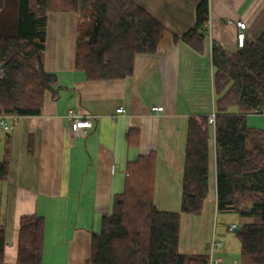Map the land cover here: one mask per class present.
Instances as JSON below:
<instances>
[{
  "label": "crops",
  "instance_id": "0c3cea01",
  "mask_svg": "<svg viewBox=\"0 0 264 264\" xmlns=\"http://www.w3.org/2000/svg\"><path fill=\"white\" fill-rule=\"evenodd\" d=\"M133 1L163 25L164 33L156 52L137 53L133 74L120 79H88L78 70L81 14L49 13L44 66L57 75L59 95L47 93L40 115L21 117L6 134L0 129V157L10 161L9 175L0 182L7 264L17 260L20 218L34 213L45 218L43 263L84 264L93 234L124 190L127 164L153 151L155 202L162 210L180 212L189 119L215 109L213 45L236 51L239 20L247 23L250 39L264 30V0H210L209 31L195 46L183 35L195 25L199 0ZM18 10L19 0H0L1 34L17 33ZM71 108L93 115L88 132L72 131L66 117ZM218 213L213 136L209 193L201 214H182V253L207 251L216 241Z\"/></svg>",
  "mask_w": 264,
  "mask_h": 264
},
{
  "label": "trees",
  "instance_id": "16d2710c",
  "mask_svg": "<svg viewBox=\"0 0 264 264\" xmlns=\"http://www.w3.org/2000/svg\"><path fill=\"white\" fill-rule=\"evenodd\" d=\"M86 4L87 0H19L17 33H0L4 70L0 117L40 115L47 93L59 95L57 75L44 66L50 12L81 14L75 64L88 79L126 78L134 72L137 53L156 52L164 27L135 1L94 0L90 29L83 24ZM209 16L210 0H199L195 25L183 39L201 44L209 31ZM212 62L216 119L214 124L209 122L211 113L189 119L181 211L157 206L156 153L141 155L127 164L124 190L115 195L110 214L103 216L100 231L93 234L91 254L84 264H209V248L199 254L182 253L180 236L182 214L199 215L204 209L213 136L218 212L253 219L236 231L241 260L264 264V130L248 125L249 114L264 113V30L258 37H246L234 52L214 44ZM70 110L93 116L73 108L67 114ZM67 119L72 127L73 121ZM9 165L8 157H0V182L8 177ZM44 238L45 218L37 213L22 216L14 264H44ZM6 241L0 225V264H7Z\"/></svg>",
  "mask_w": 264,
  "mask_h": 264
},
{
  "label": "rangeland",
  "instance_id": "374dc122",
  "mask_svg": "<svg viewBox=\"0 0 264 264\" xmlns=\"http://www.w3.org/2000/svg\"><path fill=\"white\" fill-rule=\"evenodd\" d=\"M93 1L87 0L86 10L82 13L83 24L86 29L91 28V15ZM90 20V21H89ZM244 21V20H242ZM248 28V27H247ZM238 49V48H237ZM248 125L252 128L264 130V113H253L248 115ZM251 222L250 218L241 217L238 213H218L215 219L213 237L218 243H223L221 251L215 250L214 257L220 256L226 258L222 264H249L241 260V242L235 230L229 227L240 228L245 223Z\"/></svg>",
  "mask_w": 264,
  "mask_h": 264
},
{
  "label": "built area",
  "instance_id": "2783aa9c",
  "mask_svg": "<svg viewBox=\"0 0 264 264\" xmlns=\"http://www.w3.org/2000/svg\"><path fill=\"white\" fill-rule=\"evenodd\" d=\"M210 22V21H209ZM237 25L239 28V31L237 33V39H238V45L239 47H242L245 43V39L247 37V23L245 21L239 20L237 21ZM3 69L0 68V73H3ZM163 106H158L156 107V110L162 111ZM117 111L119 113L123 112L124 109L122 107L118 108ZM67 117L73 121L72 123V131L77 133L81 130L88 132L90 128L93 127L92 124V119L93 116L90 117H82L80 116L76 111L70 110L67 114ZM20 116L14 113L10 114H4L0 117V128L3 132L8 133L11 131L14 126L19 122ZM216 119V114L215 112H212L209 117V122L214 124ZM234 227H230L232 230ZM222 243H218L216 241H213L209 247V252H210V263L209 264H222L223 259L218 257H214V252L217 248L221 247Z\"/></svg>",
  "mask_w": 264,
  "mask_h": 264
},
{
  "label": "water",
  "instance_id": "95a60500",
  "mask_svg": "<svg viewBox=\"0 0 264 264\" xmlns=\"http://www.w3.org/2000/svg\"><path fill=\"white\" fill-rule=\"evenodd\" d=\"M235 231H238V228H236Z\"/></svg>",
  "mask_w": 264,
  "mask_h": 264
}]
</instances>
